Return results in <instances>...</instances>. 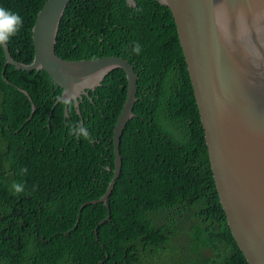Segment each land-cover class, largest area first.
Returning a JSON list of instances; mask_svg holds the SVG:
<instances>
[{"label":"trees","instance_id":"1","mask_svg":"<svg viewBox=\"0 0 264 264\" xmlns=\"http://www.w3.org/2000/svg\"><path fill=\"white\" fill-rule=\"evenodd\" d=\"M45 1L0 0L23 19L7 44L23 65L33 62L31 29ZM55 53L69 62L121 58L138 76L111 219L100 226L108 210L90 205L77 224L81 208L102 198L114 177V128L128 89L124 71L111 72L85 97L82 115L73 104L66 118L65 105L52 110L61 89L44 72L5 68L0 46V264H155L160 252L175 264H249L219 203L170 10L155 0H136L135 8L125 0H71ZM77 123L88 139L70 134ZM13 184L24 191L15 194Z\"/></svg>","mask_w":264,"mask_h":264},{"label":"water","instance_id":"2","mask_svg":"<svg viewBox=\"0 0 264 264\" xmlns=\"http://www.w3.org/2000/svg\"><path fill=\"white\" fill-rule=\"evenodd\" d=\"M71 0H46L31 30L34 59L16 63L7 46L5 67L43 71L61 89L81 100L96 91L113 71L122 69L127 99L114 128V177L106 194L86 206L104 204L122 170L121 142L138 102V76L121 58L64 62L55 54L60 19ZM136 7V0H125ZM170 10L183 51L205 136L215 190L228 227L249 264H264V0H155ZM27 97L28 94L23 92ZM56 102L54 106H58ZM69 106H65L69 118ZM36 112L32 105L31 118ZM52 115V113H50ZM85 125V121H83ZM79 223V221H77ZM98 229L95 233L98 236Z\"/></svg>","mask_w":264,"mask_h":264},{"label":"clouds","instance_id":"3","mask_svg":"<svg viewBox=\"0 0 264 264\" xmlns=\"http://www.w3.org/2000/svg\"><path fill=\"white\" fill-rule=\"evenodd\" d=\"M36 19V18H35ZM23 26V19L22 17L17 14L12 12L9 9H6L4 7H0V46H7V44L9 43L10 39L15 36L21 29V27ZM34 26V25H33ZM33 28V27H32ZM32 30V29H31ZM32 34V33H31ZM57 37V36H56ZM56 46V45H55ZM8 47V46H7ZM34 50V48H33ZM4 51V50H3ZM8 51L10 53V50L8 48ZM134 52H136L137 54H139L140 52V47L139 45H137L136 47H134L133 49ZM5 54V52H4ZM56 54V53H55ZM11 56V53H10ZM11 58L13 59V57L11 56ZM114 58V57H113ZM60 59V58H59ZM104 59V58H103ZM6 60V57H5ZM14 60V59H13ZM16 63L22 64L20 62H17L16 60H14ZM63 61V60H62ZM81 61H88V60H81ZM81 61H70V62H81ZM90 61H94V60H90ZM64 62H69V61H64ZM6 63V62H5ZM23 65V64H22ZM31 65V64H30ZM28 66V65H26ZM9 67V66H8ZM7 67V68H8ZM11 67V66H10ZM6 68V67H5ZM14 68V67H13ZM15 69V68H14ZM16 70V69H15ZM17 71V70H16ZM20 72V71H19ZM43 72V71H40ZM27 73V72H26ZM35 73V72H34ZM39 73V72H36ZM31 74V73H30ZM107 78V77H106ZM50 79V78H49ZM51 80V79H50ZM104 82V81H103ZM102 82V83H103ZM54 84V83H53ZM58 88V87H57ZM100 88V87H99ZM59 89V88H58ZM97 91V90H96ZM96 91H91V92H96ZM23 92V91H22ZM91 92H90V96L88 98L91 97ZM61 94L62 91H61ZM29 96V95H28ZM138 96V95H137ZM76 97L74 96L73 92L71 90H66L64 95L61 96H57L56 97V102L61 103L62 105L67 106H72L74 104ZM84 101V100H83ZM81 100V102H83ZM55 102V103H56ZM55 105V104H54ZM60 105V104H59ZM36 107V106H35ZM57 106H54L52 108V110H54ZM37 110V107H36ZM50 116L52 115L49 114ZM66 117V115H65ZM31 118V117H30ZM31 120V119H29ZM70 134L72 135H76L77 138L79 137H83L84 139H88L89 138V133L87 131V129L85 127H83L81 124L77 123L74 127L70 128ZM22 171H26V170H22ZM12 190L14 191L15 194H19L22 193L24 191V186L22 184H13L12 185ZM111 207V206H110ZM108 210V209H107ZM106 220V219H105ZM80 222V217L79 220H77ZM79 224V223H77ZM36 237L41 239L40 234H36ZM42 242V239H41ZM103 264V262L101 263Z\"/></svg>","mask_w":264,"mask_h":264},{"label":"rangeland","instance_id":"4","mask_svg":"<svg viewBox=\"0 0 264 264\" xmlns=\"http://www.w3.org/2000/svg\"><path fill=\"white\" fill-rule=\"evenodd\" d=\"M147 258L149 259V262H152L150 258V253H147ZM155 264H175V259L172 255L158 253V255H154L153 257ZM147 264V263H145Z\"/></svg>","mask_w":264,"mask_h":264},{"label":"flooded vegetation","instance_id":"5","mask_svg":"<svg viewBox=\"0 0 264 264\" xmlns=\"http://www.w3.org/2000/svg\"><path fill=\"white\" fill-rule=\"evenodd\" d=\"M85 97H88V96H84L83 99H85ZM52 112H53V111H51L50 113H52ZM50 113H49V114H50Z\"/></svg>","mask_w":264,"mask_h":264}]
</instances>
